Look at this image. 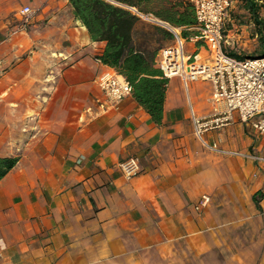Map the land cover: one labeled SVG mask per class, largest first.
Returning a JSON list of instances; mask_svg holds the SVG:
<instances>
[{
  "label": "crops",
  "instance_id": "obj_1",
  "mask_svg": "<svg viewBox=\"0 0 264 264\" xmlns=\"http://www.w3.org/2000/svg\"><path fill=\"white\" fill-rule=\"evenodd\" d=\"M230 10L224 52L259 58L244 1ZM137 15L135 45L158 48L157 61L175 43L163 25L197 35ZM105 49L66 0H0V159L18 160L0 182V264H264V164L251 158H264V135L234 115L199 139L191 108H223L209 81L170 79L160 125L132 95L113 105L99 87L115 71ZM133 157L142 171L128 181L120 164Z\"/></svg>",
  "mask_w": 264,
  "mask_h": 264
},
{
  "label": "built area",
  "instance_id": "obj_2",
  "mask_svg": "<svg viewBox=\"0 0 264 264\" xmlns=\"http://www.w3.org/2000/svg\"><path fill=\"white\" fill-rule=\"evenodd\" d=\"M190 1L195 9L197 35L187 40L173 27L163 25L174 35L175 43L160 51L158 65L164 78L170 80L177 77L186 88L194 82L212 83L213 100L223 108L205 118L196 116L191 108L195 135L202 139L206 133L226 127L233 121L234 115L244 123H251L257 132L264 135V58L239 60L223 50L224 24L233 0ZM22 14L30 19L34 13L26 7ZM145 19L160 24L154 19ZM188 43L200 44L206 56L200 55L201 50L188 53ZM99 87L113 105L132 95L130 83L116 71L105 75L100 80ZM251 158L264 164V158ZM120 170L125 179L130 181L142 171L140 160L129 158L120 164ZM209 203L210 197L203 195L195 210L202 212Z\"/></svg>",
  "mask_w": 264,
  "mask_h": 264
},
{
  "label": "trees",
  "instance_id": "obj_3",
  "mask_svg": "<svg viewBox=\"0 0 264 264\" xmlns=\"http://www.w3.org/2000/svg\"><path fill=\"white\" fill-rule=\"evenodd\" d=\"M72 8L76 20L87 29L94 42L106 43V49L99 60L123 76L132 87V96L136 102L146 110L152 121L162 124L164 103L169 80L164 78L159 68L158 48L146 45L144 50L135 45V29L142 17L168 22L176 28H190L196 26L193 6L187 0H177L172 5L170 0H66ZM244 8L256 27V38L264 48V19L260 18V8L254 0H243ZM172 7H167L165 4ZM156 5L159 10H154ZM184 7L181 12L176 8ZM131 9H135L134 13ZM234 14L228 13L224 24L223 35L232 28ZM154 31L165 38L172 35L159 26H152ZM148 36L151 34L148 33ZM184 38L188 37L183 33ZM164 49V48H163ZM162 50V49H160ZM229 56H235L226 53ZM239 60H246L238 57ZM264 58V53L259 58ZM17 159H0V182L16 166Z\"/></svg>",
  "mask_w": 264,
  "mask_h": 264
}]
</instances>
